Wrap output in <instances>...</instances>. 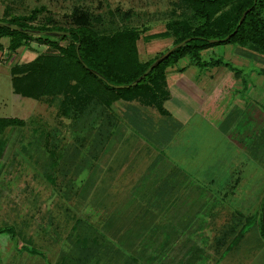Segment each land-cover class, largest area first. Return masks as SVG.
Here are the masks:
<instances>
[{
  "label": "crops",
  "instance_id": "1",
  "mask_svg": "<svg viewBox=\"0 0 264 264\" xmlns=\"http://www.w3.org/2000/svg\"><path fill=\"white\" fill-rule=\"evenodd\" d=\"M8 43L0 38V69ZM238 47L225 58L199 53L217 65L183 57L167 67L156 91L161 109L112 105L104 123L117 139L92 143L91 161L82 155L65 223L23 239L24 210L0 190V264H264V56ZM249 62L256 68L245 76ZM253 193L261 200L255 214L245 209Z\"/></svg>",
  "mask_w": 264,
  "mask_h": 264
},
{
  "label": "rangeland",
  "instance_id": "2",
  "mask_svg": "<svg viewBox=\"0 0 264 264\" xmlns=\"http://www.w3.org/2000/svg\"><path fill=\"white\" fill-rule=\"evenodd\" d=\"M33 9L39 10L29 22L34 27L53 25L64 29L75 27L73 15L79 12L86 17L85 24L98 36L111 35L122 30H145L140 33V38L136 42L137 55L141 62L148 61L167 50L186 28L195 25V19L190 11H183L182 0H0V19L29 15ZM231 11L232 4H228L221 9L220 13L229 16ZM163 32H167L164 37L150 41L143 40L146 34ZM237 46L241 47V44L219 43L202 50L201 58H225L226 48L235 50ZM244 46L249 45L242 44V47ZM48 52L52 50L47 45L29 41L25 48L21 47L14 53H10L0 69V117H14L23 122L21 126L10 127L0 135V190L8 191L11 196H14L9 198L10 201L8 200L10 207L24 210V222L28 225L23 231L25 240L33 238L32 234H36L38 226L49 224L50 221L57 224L66 222L64 206L67 204L56 192L58 187L67 185L66 174L63 172H66L65 165L70 162L71 155L76 151L80 154L75 157L78 162L74 164L78 165L86 151L89 155L85 160L91 161L93 160L91 155L98 154V151L93 150L95 146L91 147L93 142L105 143L102 145L107 146L117 139L114 136H106L109 126L104 123V118L110 111L105 112L102 107L92 106L84 117L81 116L73 121L61 113V97L33 100L12 94L7 75L8 68L27 63L37 55ZM240 68L246 76L249 70L256 68V65L252 62ZM193 70L198 71V68ZM261 80L259 79L256 84ZM263 86H261L262 90H264ZM118 104L114 106L117 107ZM249 104L254 103H248V110L246 107L243 108L240 116L251 112ZM259 106L261 108V104ZM262 109L264 110V107ZM111 115V113L107 115L109 121L112 119ZM95 117L97 125L89 129L91 119ZM119 120L122 121V116L116 115V121ZM105 121L107 122V119ZM101 131L102 135H100ZM204 131L201 129L200 135ZM82 143L83 152L80 150ZM54 147L55 150H52ZM49 151H56L57 156L60 157L55 169L50 166L52 156ZM97 161H99L98 158ZM44 172L50 173L55 183L49 182L50 179L44 177ZM67 175L68 180L73 178ZM258 185L261 184L258 183ZM261 188L262 186L258 190L260 191ZM255 195L256 193L250 194L245 205L247 207L245 209H249L252 214L259 212L258 206L261 202ZM94 201L89 199L90 203H95ZM37 232L40 235L43 234L42 230Z\"/></svg>",
  "mask_w": 264,
  "mask_h": 264
},
{
  "label": "trees",
  "instance_id": "3",
  "mask_svg": "<svg viewBox=\"0 0 264 264\" xmlns=\"http://www.w3.org/2000/svg\"><path fill=\"white\" fill-rule=\"evenodd\" d=\"M228 4H232V11L229 16H224L220 12ZM182 9L190 11L195 19V25L186 28L171 46L185 39L190 40L184 47L174 50L156 65L135 86L121 89L109 87L88 69L96 71L113 85H127L133 82L158 56L166 51L148 61H139L136 42L140 38V33L145 30H122L111 35L98 36L85 24L86 17L79 12H75L73 15L75 27L68 29L55 25L50 27L30 25L29 22L39 11L36 9H33L29 15L16 16L6 20L0 19V21L22 28L70 33L69 36H31L0 27V38H9L6 48L8 53H14L29 41L47 45L52 50L50 53L37 55L27 63L17 64L10 68L12 91L22 98L33 100L61 97V113L76 121L81 116L84 117L92 106L102 107L105 112H108L117 101H140L161 109L157 103L156 91L159 81L163 79L164 70L183 57H188L200 66L220 64V59L210 62H202L200 59L199 53L213 45L219 43L248 44L255 52L264 56V0H182ZM244 11H246L245 16L237 26ZM234 29L236 31L232 34ZM166 35L167 32L146 34L143 36V40L150 41ZM229 35L230 37L226 41L209 42V40H222ZM77 43L79 44L80 57L88 69L77 58L75 52ZM0 50H2L1 45ZM96 119V117L91 119L89 129L96 127ZM22 124L23 122L17 118H0V135L7 128L19 127ZM93 144L96 145L94 142ZM52 150H55V147ZM49 154L52 156L50 157V166L55 169L60 157L57 156L56 151H49ZM78 155L80 154L77 151L72 154L70 162L65 167L66 172L72 170L73 178L68 180L69 178L65 177L67 185L58 187L56 192L65 203L70 201L71 192L77 191L76 186L79 188L77 173H79L80 166L74 164L75 157ZM43 175L45 178L47 177L46 179H50L49 182L55 183L54 178L50 177V173L44 172ZM262 213L264 214V201ZM262 213L260 227L264 236Z\"/></svg>",
  "mask_w": 264,
  "mask_h": 264
},
{
  "label": "water",
  "instance_id": "4",
  "mask_svg": "<svg viewBox=\"0 0 264 264\" xmlns=\"http://www.w3.org/2000/svg\"><path fill=\"white\" fill-rule=\"evenodd\" d=\"M246 11H244L243 14L241 15V17H240V19H239V21L237 23V26L240 25V23L242 22V20H243V18L245 16ZM0 27H4V28H7V29H9L11 31L18 32V33H21V34H28V35H31V36H69L70 35L69 32L54 31V30L53 31H46V30L45 31H40V30H33V29H28V28H22V27H19V26L15 25V24H10L8 22H3V21H0ZM235 31H236V29H234V31L232 32V34L235 33ZM232 34H230V35H232ZM230 35L227 36V37H225L222 40H209V42L226 41V40H228V38L230 37ZM189 40L190 39H185L184 41H182V42H180L178 44H175V45L171 46L170 48H168L164 53H162L160 56H158L138 78H136L133 82H131L130 84H127V85H113V84L109 83L104 77H102L96 71H93L91 69H88L87 66L83 63V61H82V59L80 57V54H79V51H78V46H79L78 43L75 46V52H76L77 58L80 61V63L85 68H87L93 75H95L97 78H99L105 84H107L109 87H112V88H115V89H121V88H129V87L135 86L156 65H158L161 61H163L165 58H167L174 50H176L178 48L184 47ZM261 219H262V225L264 227V214L263 213H262Z\"/></svg>",
  "mask_w": 264,
  "mask_h": 264
}]
</instances>
